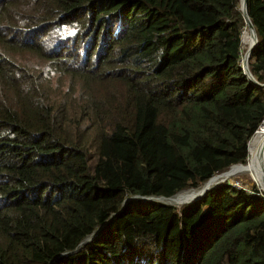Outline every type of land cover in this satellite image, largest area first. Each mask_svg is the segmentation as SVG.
Here are the masks:
<instances>
[{
	"label": "trees",
	"instance_id": "16d2710c",
	"mask_svg": "<svg viewBox=\"0 0 264 264\" xmlns=\"http://www.w3.org/2000/svg\"><path fill=\"white\" fill-rule=\"evenodd\" d=\"M246 4L264 83V0ZM239 7L0 0V264H264L260 191L142 199L252 158L264 87ZM45 67L72 86L52 94Z\"/></svg>",
	"mask_w": 264,
	"mask_h": 264
},
{
	"label": "rangeland",
	"instance_id": "374dc122",
	"mask_svg": "<svg viewBox=\"0 0 264 264\" xmlns=\"http://www.w3.org/2000/svg\"><path fill=\"white\" fill-rule=\"evenodd\" d=\"M240 2V1H239ZM245 29V30H244ZM243 29V31H242V33L244 34V32H245V34H244V40H243V44H242V49H243V52H242V56H243V58L242 59H244V56H245V54H246V51H247V36H246V34H247V32H246V29H248L247 27L246 28H244ZM242 37H243V35H242ZM21 56H22V54H20ZM45 70L46 71H49L50 73H51V75H52V78H53V82H54V85L55 86H52L51 88H49V89H47V90H50L51 91V93L53 94L54 92H56V87H57V85L58 84H60L64 89L65 88H67V87H70V86H72V81H71V79L69 78V77H66V76H64V75H61L60 73H58L57 71H55V70H53L52 68H50V67H45ZM264 135V121H263V123L260 125V127H259V132H258V134L256 135V138L258 139V142H259V140H260V142L259 143H257L256 145H254V148H253V152H254V156H255V163H254V165H250V166H246L245 167V169H243L242 170V168L240 169V171H243V172H241V173H231V175H230V178H229V175H225L224 177H225V180H227L228 182H230V183H232V184H234V185H236L237 187H240V188H244L245 190H251L252 191V189H256V190H258V191H260L261 193H263L264 194V181L262 180V181H260V180H258V181H255L253 178H252V176H249V175H247V174H245L246 172H253V171H255V170H257L260 166H262V162H261V151H262V149H263V145H264V136H262V135ZM260 135H261V138H260ZM253 139V138H252ZM251 140V139H250ZM253 141V140H252ZM252 141L250 142V144H249V147H250V145H251V143H252ZM257 147H259V149L258 150H256V148ZM249 155H250V153H249ZM248 158H249V156H247ZM248 158L246 159V162L248 161ZM245 162V163H246ZM243 164V163H242ZM242 164H238V166H240V165H242ZM259 166V167H258ZM248 167V168H247ZM233 167H231L230 169H228V170H226V171H224L223 172V174L224 173H226V172H229L231 169H232ZM221 175V174H220ZM213 176H219V174H214ZM212 176V177H213ZM224 177H219V178H217L214 182H213V186H215V185H217L218 183H220V182H222V181H220L221 179H223ZM211 178V177H210ZM209 178V179H210ZM217 181H219V182H217ZM224 181V180H223ZM214 183H217V184H215L214 185ZM202 186H204V184L202 185ZM201 186H199V187H197V188H189V189H186V190H191V189H198V188H200ZM186 190H184V191H186ZM184 191H181V192H184ZM203 191H201L200 193H202ZM180 193V192H179ZM185 198V199H184ZM184 198H174V199H172L171 201H166V200H161V199H159V200H161V201H165L166 203H170V204H172V205H174V206H176V207H179V206H181L182 204H184V202H181V203H179L180 202V199L181 200H187V201H190V200H193L194 198L192 197V196H185ZM179 203V204H178Z\"/></svg>",
	"mask_w": 264,
	"mask_h": 264
},
{
	"label": "bare ground",
	"instance_id": "6f19581e",
	"mask_svg": "<svg viewBox=\"0 0 264 264\" xmlns=\"http://www.w3.org/2000/svg\"><path fill=\"white\" fill-rule=\"evenodd\" d=\"M242 0H241V4H242ZM248 28V27H247ZM246 32H247V34H246V36H247V50H248V48H250L251 46H252V44H253V33H252V31L248 28V29H246ZM244 34H245V32H244ZM244 34H243V37H242V44H243V40H244ZM243 55V54H242ZM246 55H247V51H246V54H245V56H244V59L246 58ZM242 58H243V56H242ZM241 58V64H242V61H244V59H242ZM248 60H249V58H248ZM264 121V120H263ZM262 135V134H261ZM261 135H260V138H261ZM262 136H264V135H262ZM253 141H252V143H251V145H250V149H251V154H252V158L250 159V160H248L245 164H243V165H240V166H238V165H235V166H233V168L229 171V172H226V173H224V174H221V175H219V176H213L211 179H210V181H209V183L208 184H205L204 186H201L200 188H198V189H196V190H192V191H187V192H185V193H182V194H180V195H176V196H171V197H168L167 199H165V198H159V199H161V200H166V201H171L170 199H172V198H184L185 196H192L194 199L196 198V197H198V196H200V195H202V193H200L201 191H204L206 188H211V187H213V182L217 179V178H219V177H224L225 175H229V178H230V175H231V173H241V172H243V171H240V169L242 168V170L243 169H245V167L246 166H250V165H254V163H255V156H254V152H253V148H254V145H256L257 143H259L260 142V140H259V142H258V139L256 138V136L252 139ZM249 142H250V140H249ZM249 142H248V146H249ZM264 146V145H263ZM259 149V147H257L256 148V150H258ZM263 150V149H262ZM261 162H262V166H258L259 168L257 169V170H255V171H253V172H246L245 174H247V175H249V176H252V178L255 180V181H258V180H260V181H264V158H263V156H262V151H261ZM248 168V167H247ZM223 180H225V177L223 178V179H221L220 181H223ZM217 182H219V181H217ZM215 184H217V183H214V185ZM185 199V198H184ZM181 200L180 199V202L181 201H184V202H187V201H185V200Z\"/></svg>",
	"mask_w": 264,
	"mask_h": 264
},
{
	"label": "water",
	"instance_id": "95a60500",
	"mask_svg": "<svg viewBox=\"0 0 264 264\" xmlns=\"http://www.w3.org/2000/svg\"><path fill=\"white\" fill-rule=\"evenodd\" d=\"M239 1H240V7H239V8H240V10H241V12H242V15H243V18H244L245 24H246V26L252 31V33H253V37H254V42H253L252 46H251L250 48H248L246 58L244 59V61H242V64H241V65H242V68H243L245 74H247L248 77H249L253 82H255L258 86H262V87H264V83H259L258 81H256V80L253 78V76H252V74H251V72H250V70H249L248 58H249V56H250V54H251L253 48H254V47L256 46V44H257V36H256V32H255L254 26H253V24H252V22H251V20H250V18H249V16H248V14H247V4H246V0H242V1H243L242 4H241V0H239ZM241 36H242V35H241ZM262 156H263V158H264V146H263V150H262ZM220 174H223V172H222V173H219V175H220ZM207 181H208V180H207ZM207 181H206V182H207ZM206 182L204 183V185L206 184ZM209 189H211V188H206V189L203 191L202 195L196 197V198L193 199V200H190V201H187V202H184V203H190V202H192V201H195V200H199V199H201V198L206 194V192H207ZM159 198H165V199H167L168 197H163V196H160V197H142V199H144V200H153V199H154V200L161 201V200H159ZM161 202H163V201H161ZM164 203H166V202L164 201ZM169 204H170V203H169ZM86 239H88V238H86ZM86 239H85L84 241H86Z\"/></svg>",
	"mask_w": 264,
	"mask_h": 264
}]
</instances>
